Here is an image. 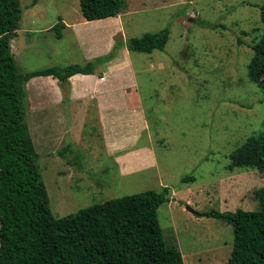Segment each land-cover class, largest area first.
Returning a JSON list of instances; mask_svg holds the SVG:
<instances>
[{"label":"rangeland","instance_id":"374dc122","mask_svg":"<svg viewBox=\"0 0 264 264\" xmlns=\"http://www.w3.org/2000/svg\"><path fill=\"white\" fill-rule=\"evenodd\" d=\"M125 1L121 30L107 18L98 24L103 28H85L83 38L76 39L68 25L82 17L78 0H20L13 53L23 73L85 64L88 39L97 38L99 50L106 46V34L114 46L169 30L163 51L141 54L123 46L116 62L129 59L137 71L146 69L136 73V80L143 85L151 133L142 142H151L153 166L123 173L106 154L95 115L86 116L84 104L44 109L37 92L53 98V89L38 80L26 86L24 122L48 206L55 217H63L109 199L168 187L170 201L157 209L165 242L177 246L184 264H227L232 227L204 213L259 207L253 192L264 186L261 173L227 167L236 147L264 134L263 94L247 76L251 46L262 35L264 0ZM59 19L64 24L60 38L53 30ZM188 175L194 181L183 183Z\"/></svg>","mask_w":264,"mask_h":264},{"label":"trees","instance_id":"16d2710c","mask_svg":"<svg viewBox=\"0 0 264 264\" xmlns=\"http://www.w3.org/2000/svg\"><path fill=\"white\" fill-rule=\"evenodd\" d=\"M78 1L85 21L115 17L127 8L125 0ZM21 12L20 0H0V264H184L177 246L165 242L157 220L158 207L170 201L168 187L55 217L24 122L25 84L32 78L52 76L64 91L71 76L93 74L97 65L114 59L120 47L145 54L163 51L169 30L118 41L109 53L82 65L23 73L11 49ZM260 21L262 35L251 46L247 76L261 90L264 102V3ZM63 27L62 19L53 27L58 38ZM228 159L229 170L256 169L264 178V134L249 136ZM181 181H194V177ZM253 196L259 203L257 210L204 213L232 227L227 264H264V186Z\"/></svg>","mask_w":264,"mask_h":264},{"label":"crops","instance_id":"0c3cea01","mask_svg":"<svg viewBox=\"0 0 264 264\" xmlns=\"http://www.w3.org/2000/svg\"><path fill=\"white\" fill-rule=\"evenodd\" d=\"M120 18V15L108 18L117 22L113 29L121 30L122 21ZM106 20L107 18L85 21L83 17H79V20L68 26H70L75 38L79 37L81 39L85 28L93 30L101 27L98 24L106 22ZM104 38L106 39V46L99 50L96 48L97 38L95 40L90 39V41L87 38L88 44L87 41L85 44L83 42L87 51L86 62L110 52L113 48V41L108 34ZM13 45L14 39L11 41L12 50ZM122 54L120 47L115 58L103 65H97L93 74H75L71 76L68 79L66 95L62 94L59 81L52 76L32 78L25 84V91L27 96L26 86L30 82L38 80L40 83L52 88L55 94L53 98H50L51 96L37 92L43 98L44 109H48L52 105H70L78 102L84 104L85 115L87 116L91 112L95 115L106 154L115 166L120 168L123 173H127L136 170L138 167L153 166L154 158L150 140L142 142L143 136L149 138L151 133L148 131L150 127L144 112L143 85L136 80V73L144 72L146 69L142 67L137 71V68L129 59L128 61L124 60L121 63H116L120 61ZM114 64L116 65L113 66ZM127 127L130 130L126 131ZM181 256L184 258V255Z\"/></svg>","mask_w":264,"mask_h":264},{"label":"water","instance_id":"95a60500","mask_svg":"<svg viewBox=\"0 0 264 264\" xmlns=\"http://www.w3.org/2000/svg\"><path fill=\"white\" fill-rule=\"evenodd\" d=\"M189 209V208H188ZM191 212H194V211H192V210H190Z\"/></svg>","mask_w":264,"mask_h":264}]
</instances>
